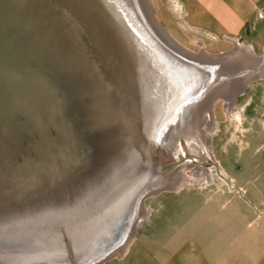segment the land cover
<instances>
[{"label":"water","instance_id":"water-1","mask_svg":"<svg viewBox=\"0 0 264 264\" xmlns=\"http://www.w3.org/2000/svg\"><path fill=\"white\" fill-rule=\"evenodd\" d=\"M138 3L0 0V264L103 263L170 188L165 141L216 71Z\"/></svg>","mask_w":264,"mask_h":264},{"label":"rangeland","instance_id":"rangeland-1","mask_svg":"<svg viewBox=\"0 0 264 264\" xmlns=\"http://www.w3.org/2000/svg\"><path fill=\"white\" fill-rule=\"evenodd\" d=\"M174 1L175 0H150L151 8L160 26H162V28L167 31L168 35L185 49L192 52L203 50L204 53L208 55L216 54L217 57H212L210 60L206 58V61L211 63V68L216 71L215 80L208 85V93L204 99L202 98L201 101L195 104L196 106H189L186 109V113H181V117L175 123L174 128L176 131L174 133L175 136L178 135L177 139L174 138L172 142H168V140L165 141V153H172V156H170L172 165L169 170L171 176L168 180V184L176 173L180 174V172H185L189 176L196 173L195 169L190 166V163H194L193 146L199 143L202 134H198V132L195 133V129H191L194 127L192 124L195 118H193V116H188V122H186L184 120L185 114H189L191 111L192 114L196 113L198 115L194 117L200 119L207 105V97H212L218 92L221 93V90L225 91L227 88H234L232 91L234 100L231 103L232 107L228 111V114L232 115L231 118H233L235 114L238 115L240 112L239 109H241V113H243L241 116V118H243L245 112H248V109L245 110V107L242 112L243 105L246 106L245 104L247 103L246 108H249L252 103L256 102L254 99L251 101L249 99L251 90L250 85L255 82L254 80L247 81L248 84L245 88L241 84L240 86H243L241 92L239 91L240 87L236 89L234 87L236 83H239L236 81L241 79L239 74L242 71L250 73V68L248 66L251 65V63L246 59L247 55L245 56V54H243V56L234 57L233 55L235 54L231 51L230 54L227 52L229 55H224L221 61V54H225V50L223 49L229 47V45L221 43L220 41L210 40V38L206 39L194 35L195 32L188 30L184 22L178 18V16H180L178 15L179 13L175 14L173 11V9L176 8V12H181L178 8L180 5L176 4L175 7ZM201 60L205 59L201 58ZM235 63L240 65H235ZM235 73L236 75H234ZM234 77L237 80H235ZM238 92L240 93L238 94ZM216 100L217 101L213 103V115H215L214 120H216L217 123L209 139V152L212 156L207 157L204 154L205 158L203 157L201 162L197 163L198 173L201 172L200 168H205L210 173H213V176L211 178L204 176L197 177V180H193L191 183L184 184L179 188H171L173 186L171 185V189L168 188L169 190L166 188L144 197L142 200L143 213L141 212L139 215V220L133 230V237L126 244L127 247L125 250L131 243L135 244L138 242L149 243L148 246L152 249L151 241L153 238L158 239L161 237H168L169 235H171V237H199L201 235L204 236L205 234L203 233H206V236H221L228 241H235L238 236L243 235L244 232H250L256 228L260 221H263L261 215L257 216L256 212L249 208V195L244 192L240 193L237 186H231L230 184V180L233 182L234 174L233 149H236L235 147L238 146L240 141L239 130L241 129V124H236L234 119L231 120L228 117L224 110V101L220 99V97L216 98ZM233 109L235 112L234 115ZM204 125L203 127H205ZM236 125H238L237 130ZM181 131L184 132V134H182ZM218 162L221 164V169L219 168V171L217 167ZM212 179L213 181L207 182ZM232 187L236 188L233 189ZM247 187H249V183ZM234 223H238L239 228L235 229L229 226ZM199 224L204 225L205 228H197ZM216 224H221V226H226L227 228L222 229L221 234H219V230L213 228L216 227ZM174 230L177 231L174 232ZM125 250L120 251L100 264H121L118 261L124 256L123 253Z\"/></svg>","mask_w":264,"mask_h":264},{"label":"crops","instance_id":"crops-1","mask_svg":"<svg viewBox=\"0 0 264 264\" xmlns=\"http://www.w3.org/2000/svg\"><path fill=\"white\" fill-rule=\"evenodd\" d=\"M174 4L175 7L176 4L180 5L178 8L181 12H176V8L173 11L175 14L179 13L178 18L188 30L195 32L194 35L229 45L223 49L224 53L238 49L242 50V56L243 52L246 56L247 50V53H252L249 74L252 77L248 80L245 78L243 82L245 88L249 81H255L251 82L249 99L256 102L249 108H246L247 103L246 106L243 105L242 112L244 107L245 110L248 109L243 118L241 109L238 115L232 110L233 115L235 114L233 119H240L241 124L240 141L236 149H233V182L240 193L249 195V208L256 212L257 216L261 215L263 221H260L255 229L238 236L235 241H228L221 236H206V233H203L205 235L200 234L199 237L169 235L153 238L152 249L146 242L131 243L118 262L264 264V0H175ZM242 89L239 88V91ZM227 108L224 103V110L229 116ZM237 128L238 125L236 130ZM217 164L221 167L219 162ZM229 226L239 228L238 223ZM197 228L205 227L199 224ZM213 228L221 234V230L227 227L216 224Z\"/></svg>","mask_w":264,"mask_h":264},{"label":"bare ground","instance_id":"bare-ground-1","mask_svg":"<svg viewBox=\"0 0 264 264\" xmlns=\"http://www.w3.org/2000/svg\"><path fill=\"white\" fill-rule=\"evenodd\" d=\"M139 1V6H140V9L142 10V12H144V14H145V16L148 18V20L150 21V23L152 24V26L158 31V32H162L163 34H165L166 36L168 35V33H167V31H165L163 28H162V26H160V24L157 22V20H156V17H155V14H154V11H153V9L151 8V3H150V0H138ZM161 33V34H162ZM170 40H171V42L172 43H174L182 52H184V53H189V55H191V56H197V58H199V59H205L206 60V58H208L207 60H210L212 57H217V55L215 54V55H211V54H206V53H204L203 52V50H200L199 52H192V51H189L188 49H185L182 45H180V44H178V42L176 41V40H174L170 35H168L167 36ZM241 50V49H240ZM248 51V50H247ZM247 51L245 52L246 53V55H247V57H246V59H248L249 60V62L251 63V57H252V53L249 51V53H247ZM235 52V53H234ZM204 53V54H203ZM231 53V52H230ZM229 53V54H230ZM232 53H234L235 55H233L234 57L235 56H241L242 55V50L241 51H239V49H238V51H233ZM221 54V53H220ZM219 54V55H220ZM228 54V55H229ZM243 54H244V52H243ZM221 56H222V54H221ZM224 57V56H223ZM231 58V57H230ZM242 59H243V57H242ZM233 60H236V59H233ZM232 60V61H233ZM221 61H222V58H221ZM230 61V60H229ZM215 62V61H214ZM222 63V62H221ZM239 63V62H238ZM235 65H240V64H236L235 63ZM231 66V65H230ZM250 66L251 65H249L248 67L250 68ZM243 69V68H242ZM230 72H231V70H230ZM240 73V72H239ZM250 73H247V72H245V71H242L239 75H240V78L242 79H239L238 81H236V82H239V83H236V85L234 86L235 87V89L236 88H239L240 87V85L242 84L243 85V81H244V79L245 78H247V80L250 78V77H252V75H249ZM230 75V74H229ZM234 75H236V73L234 74ZM237 78V77H236ZM234 79H235V77H234ZM235 80H237V79H235ZM218 84V83H217ZM230 85V84H229ZM215 86V85H214ZM221 86V85H220ZM224 87V86H223ZM231 88V87H230ZM221 89V88H220ZM225 89V88H224ZM234 89V88H233ZM233 89L231 88V89H228L227 88V90H225V91H223V90H221V93L220 92H218L217 94H215V95H213L212 97H210V96H208L207 97V99L206 100H208L207 101V105L205 106L206 108H205V110H204V113L202 112V114H203V116H201L200 117V115H199V117H200V119L199 118H196V117H194L195 115L196 116H198L196 113H193L192 114V112L190 111V113L189 114H185L184 115V120L186 121V122H188V116H193V118H195V121L193 122V124L192 125H194V127L193 128H191L192 130H194L195 129V133L196 132H198V134L199 133H201L200 135L202 136V138L200 139V141H199V143H197L196 145H194L193 147V156H194V159H193V161H194V163H190L191 165L190 166H192V168H194L195 169V172L196 173H194V174H192V176L190 175H187L185 172L184 173H182V172H180V174H178V173H176V175L178 174V176L176 177V175L171 179V181L169 182V184H168V186L169 187H171V185H173L171 188H173V187H176V188H179V187H181V186H183L184 184H187V183H191L193 180H197V177L199 178V177H208V178H211L212 176H213V173H210L207 169H202V168H200V170H201V172H199L198 173V170H197V168H198V165H197V163H199V162H201V159H203V157L205 158V156H212V154L209 152L210 151V149H209V142H210V136H212V131L215 129V126H216V122H215V120H214V115H213V103L215 102V101H217L216 100V98H218V97H220V99H222L223 101H224V103H225V105L226 106H228V108H227V110L229 111V109L231 108V103L233 102V100H234V96H233V94H232V91H233ZM210 92V91H209ZM213 93V92H212ZM211 93V94H212ZM239 93V92H238ZM204 99V98H203ZM205 100V101H206ZM193 104V103H192ZM196 106V105H195ZM203 106V105H202ZM194 108V107H193ZM192 108V109H193ZM237 108V107H236ZM237 109H239V108H237ZM240 110V109H239ZM193 111L195 112V110L193 109ZM201 114V113H200ZM231 120L233 119V118H231V116L229 115L228 116ZM199 119V120H198ZM235 120V119H234ZM240 120V119H239ZM239 120H235V123L236 124H239ZM191 124V123H190ZM205 124V125H204ZM203 125L205 126V127H203ZM191 129L189 128V130L191 131ZM188 130V131H189ZM179 131V130H178ZM174 132H176L175 130H174ZM182 132V131H181ZM194 133V134H195ZM174 134V133H173ZM173 134L171 135V133L169 134V136H171L173 139L172 140H174V138L175 139H177V137H178V135H176L175 137H173ZM182 134H184V132H182ZM187 136V135H186ZM184 139H185V137H184ZM188 144V143H187ZM189 147H190V144H189ZM189 147H188V149H189ZM172 153H168V156H172L171 155ZM196 154V155H195ZM204 154H205V156H204ZM218 167V171H219V166H217ZM221 169V168H220ZM217 171V172H218ZM176 172V171H175ZM219 173V172H218ZM222 180H224L223 178H221ZM211 181H213V179L212 180H208L207 182H211ZM170 188V189H171ZM169 190V189H168ZM147 211V210H146ZM139 212L141 213L142 212V208H141V206H140V209H139ZM145 212V211H144ZM148 212V211H147ZM146 212V213H147ZM143 213V212H142ZM140 215V214H139ZM143 216V215H142ZM133 237V236H132ZM132 237H130V239H132ZM130 239H129V241H130ZM128 241V242H129ZM127 242V243H128ZM127 246L126 245H124V246H122V249L120 250V251H124L125 250V248H126ZM116 254H117V251L115 252ZM119 253V252H118ZM97 264H100V263H97Z\"/></svg>","mask_w":264,"mask_h":264},{"label":"built area","instance_id":"built-area-1","mask_svg":"<svg viewBox=\"0 0 264 264\" xmlns=\"http://www.w3.org/2000/svg\"><path fill=\"white\" fill-rule=\"evenodd\" d=\"M222 177H224V176H222ZM230 184H231V186L233 185L234 186V182H231V180H230ZM233 189L235 188V187H232Z\"/></svg>","mask_w":264,"mask_h":264}]
</instances>
